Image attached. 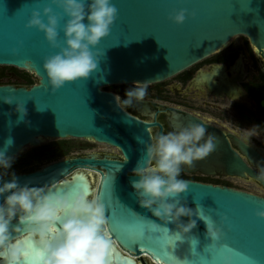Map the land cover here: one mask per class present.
<instances>
[{
	"label": "water",
	"instance_id": "95a60500",
	"mask_svg": "<svg viewBox=\"0 0 264 264\" xmlns=\"http://www.w3.org/2000/svg\"><path fill=\"white\" fill-rule=\"evenodd\" d=\"M111 2L118 15L109 35L93 49L98 53L97 69L87 79L66 83L53 93L43 65L46 57L60 50L52 48L44 32L26 25L33 11H39L47 23L43 10L51 6L54 13L63 16L57 29L63 41L69 18L52 0H0V66L33 73L38 79L31 87L0 85V152L13 159L27 147H37L47 139L80 138L109 144L123 154V160L77 159L17 174L19 185L47 186L54 192H68L72 186L83 184L89 196L95 193L100 197L107 207L108 235L116 243L111 264H137L134 257L141 264H224V256L228 254L233 255V264H264V219L256 215L257 211H264L261 196L188 180L189 190L180 199L195 213L192 219L197 226L183 241H176L179 229L175 222L165 224L140 206L132 181L139 179L133 175L134 170L146 155V145L152 142L150 125L122 108L117 95L103 90L110 86L163 82L239 36L248 38L263 54L264 0ZM181 9L187 10L186 19L183 24H176L169 16ZM13 49L17 52L13 53ZM4 97H11L13 103H5ZM17 103L24 104L27 115L21 117L16 111ZM138 104L134 102V106ZM245 153L252 159L250 151ZM228 154L230 164L225 167L229 175L253 179L258 176L239 156ZM209 157L206 161L216 160ZM76 165L101 167L99 184L92 187L83 173L69 177ZM11 180L12 176L3 177L0 186ZM3 201L4 196H0V203ZM201 216L223 228L224 235L219 241L213 242L207 236ZM222 216L228 217L223 225ZM188 219L182 217L181 223L187 224ZM18 224L17 216L12 226ZM20 227L24 240V226ZM16 235L13 232V238ZM229 249L233 251L229 253Z\"/></svg>",
	"mask_w": 264,
	"mask_h": 264
},
{
	"label": "clouds",
	"instance_id": "9594fccd",
	"mask_svg": "<svg viewBox=\"0 0 264 264\" xmlns=\"http://www.w3.org/2000/svg\"><path fill=\"white\" fill-rule=\"evenodd\" d=\"M52 4L69 18L63 41L57 31L63 16L54 13L51 6L43 10L47 23L39 11H33L26 27H36L44 32L52 48L60 50L46 57L43 65L51 91L55 93L66 83L87 79L97 69L98 53L93 49L109 35L118 10L111 0H52ZM186 13V9H181L169 19L183 24ZM16 52L17 49H13V53ZM149 84L136 83L126 91L127 99L116 97L117 103L124 108L143 101ZM3 99L5 103H13L11 97ZM16 111L21 117L27 115L24 104L17 103ZM205 134L206 128L202 124L190 121L178 130L154 136L146 145L144 159L133 173L139 177L132 181V187L140 206L165 224L175 222L179 229L175 233L176 241H183L184 236L197 226V221L192 219L195 213L180 199L182 193L188 192L190 181L179 177L184 166L194 168V162L204 160L215 151L216 138L212 134L205 138ZM12 162V158L0 152V168L5 170L0 174V181L8 174ZM255 180L264 183V167L259 168ZM0 196H4L0 203V261L3 264H24L27 249L21 242L20 225L24 226L23 236L40 246L43 264H111L113 242L107 231V207L100 197L89 198L86 186L72 192H54L47 186L21 187L12 173L11 182L0 186ZM256 215L264 219V211H257ZM17 216L19 224L13 227L12 221ZM182 217L189 218L187 224L181 223ZM200 219L206 224L207 236L213 242L219 241L224 235L223 228L217 227L215 221L202 216ZM227 220V216H222L221 225ZM13 232L17 234L15 238ZM224 264H233L232 254L224 256Z\"/></svg>",
	"mask_w": 264,
	"mask_h": 264
},
{
	"label": "flooded vegetation",
	"instance_id": "af4514ba",
	"mask_svg": "<svg viewBox=\"0 0 264 264\" xmlns=\"http://www.w3.org/2000/svg\"><path fill=\"white\" fill-rule=\"evenodd\" d=\"M14 73L18 75V72ZM134 86H110V89L103 90L127 99L126 91ZM124 108L150 125L152 137L178 130L194 121L206 128L205 138L208 134L216 138L217 147L208 156L216 160L206 161L207 157L194 162V168L184 166L179 178L226 186L264 198V186L259 181L250 176L229 175L225 167L230 164L227 163L228 153L239 156L247 168L258 175L259 168L264 167V51L262 54L248 38L236 37L223 49L182 73L150 84L138 106L133 104ZM253 127L257 128L249 130ZM249 136H252L250 140ZM33 148L23 160H19L20 168L13 169L4 177L12 176V173H32L63 161L92 158L123 160L119 148L95 140L47 139ZM246 151H250L252 159ZM80 173L85 174L95 187L100 182L103 169L76 165L68 176ZM94 197L95 193L89 196ZM134 259L141 264L137 257Z\"/></svg>",
	"mask_w": 264,
	"mask_h": 264
},
{
	"label": "rangeland",
	"instance_id": "374dc122",
	"mask_svg": "<svg viewBox=\"0 0 264 264\" xmlns=\"http://www.w3.org/2000/svg\"><path fill=\"white\" fill-rule=\"evenodd\" d=\"M13 67H9V66H6V67H3V66H0V74L2 73V71H5V75L0 79V82L3 84V85H6V84H9V85H16V86H20L18 85L17 83H23L24 82V79L20 76H18L16 73H14V71L11 69ZM18 74H24V73H28L31 78L37 83L38 82V79L37 77L33 74V73H30V72H27V71H24V70H18L17 71ZM111 87H109L108 89H110ZM48 143V141H47ZM34 148L29 146L27 147L22 153H20L18 156H16L15 158L12 159V166L11 168L7 169V173H10L13 169L15 168H20V163H19V160H23L27 153L30 152L31 150H33ZM4 169L0 168V174L4 173Z\"/></svg>",
	"mask_w": 264,
	"mask_h": 264
},
{
	"label": "snow or ice",
	"instance_id": "6c2138e0",
	"mask_svg": "<svg viewBox=\"0 0 264 264\" xmlns=\"http://www.w3.org/2000/svg\"><path fill=\"white\" fill-rule=\"evenodd\" d=\"M86 185H83V184H77V185H74L72 186L70 189H68V192H72V191H75L77 188H80V187H85ZM87 187V186H86ZM149 235H146L145 238H149ZM25 248L27 249V252H26V255L24 257V262H35V261H38V260H42V257L40 255V251H39V248L37 247L36 244H34L30 239H28L27 237L21 241ZM145 247H142V250L144 249ZM114 255V252H112V255L111 257ZM111 257H110V260H111Z\"/></svg>",
	"mask_w": 264,
	"mask_h": 264
},
{
	"label": "trees",
	"instance_id": "16d2710c",
	"mask_svg": "<svg viewBox=\"0 0 264 264\" xmlns=\"http://www.w3.org/2000/svg\"><path fill=\"white\" fill-rule=\"evenodd\" d=\"M14 72H17L18 70L16 68H11ZM5 75V71H2V73L0 74V79ZM18 76L22 77L24 79L23 83H17L18 85H28V86H32L34 84H36V82L31 78V76L28 73H24V74H18ZM0 85H3L0 82Z\"/></svg>",
	"mask_w": 264,
	"mask_h": 264
}]
</instances>
